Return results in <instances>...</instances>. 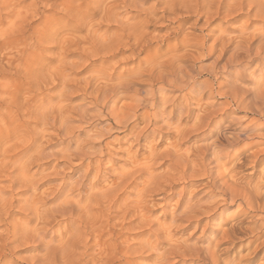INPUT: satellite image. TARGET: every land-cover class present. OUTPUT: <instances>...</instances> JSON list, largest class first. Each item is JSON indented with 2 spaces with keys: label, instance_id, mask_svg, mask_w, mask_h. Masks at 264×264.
Returning a JSON list of instances; mask_svg holds the SVG:
<instances>
[{
  "label": "bare ground",
  "instance_id": "obj_1",
  "mask_svg": "<svg viewBox=\"0 0 264 264\" xmlns=\"http://www.w3.org/2000/svg\"><path fill=\"white\" fill-rule=\"evenodd\" d=\"M128 1L130 2L125 3L124 6L125 11L134 9L137 13L134 18H138L141 12L146 13V24L154 20L156 22L168 20L171 23H177V28H174L170 35L175 40L182 33L180 31L182 22L193 17H195L193 27L196 28H199V22L202 21V18L206 19L204 26L207 27V33L192 39L188 38L191 33L187 31L188 34L184 36L181 43L168 44L171 56L164 60L166 54L162 55L159 54L160 52L153 51V39L150 38V33L146 29H140L136 24L137 22L129 24V20L124 21V18L121 22L120 15L122 14L115 13L113 9L109 10L107 17L120 26L118 28L121 33L118 30L109 35L110 30L105 29L106 31L104 30L105 32L100 34V30L96 28L95 35L93 36L91 33L92 35L89 37L92 45L97 44L95 46L99 48L106 47L109 54H112V59L121 55L123 60L128 61V63L132 62L134 67L122 72H117L115 69V72L108 77L105 74L106 82L116 79L117 83L112 82L113 85L110 84L104 88L101 87V84H98V87H96L97 85L93 86V76L91 80L88 79V82L83 81L86 85L83 83L85 87L81 91L85 99H90L91 104L96 108L100 106L102 110L98 108L97 113L92 114L89 108L84 105L73 107L72 110L68 108L72 117L62 110L60 117H53L46 112L41 114L38 120L41 131L34 135L30 134V137H32L31 140L34 145V142L46 138V126L57 128L60 132H67L71 128L73 118L89 123L97 116L100 115L101 117L104 114L103 109L109 108V105L116 103L117 99L121 97L131 95L130 98H133L135 104L128 107L122 116H117L111 107L108 113V121L113 120L115 124L109 125L108 131L102 130L103 133L101 134L96 132L97 134H93V136L89 135L88 140L74 146L68 144L65 149L62 146L61 153L63 150L65 151L62 156L69 162L75 160L79 163L74 178H71V181L70 179L66 181L63 178V184L57 185L60 189L52 199L51 207H48L46 211L41 209L45 208V204L39 206V201L32 204L28 199L25 204L27 206L25 211L33 212L32 217L28 219L26 225L24 224L23 231L19 232V228L16 229L15 227L12 236L16 239L18 233H21L25 239L38 241L41 246L40 255L26 264H133L132 261L136 255L143 256L145 254L148 258L154 259L153 264H173L172 262L177 259L184 261V264H188L185 263L188 260L194 261V264H242L237 261V257L233 254L237 246L246 240H249L250 246L255 244L264 232V167H262L264 165V148L256 152L252 151L256 146H264V134L262 133L264 130V29H256L252 33V30L244 25L239 31V35L233 38L229 37L227 30H217V32L215 27L212 28V25L224 18H237L247 15L249 18L253 16L259 21L261 19L260 27L264 26V0H153L149 10L144 8L147 0ZM158 4L162 6L160 8L162 16L159 17H157ZM98 14L102 15L101 13ZM48 17L50 16H47V20ZM127 18L129 19V16ZM83 19L85 20V17ZM49 22L51 21L49 20ZM53 22L55 20L50 24ZM21 24L23 23L20 22ZM44 25L45 23H43ZM21 28H23L22 25ZM40 30L42 29L40 28ZM42 32L40 31L39 34ZM51 34L54 35L55 33L52 32ZM47 36L49 37V35ZM15 39L10 38L8 43H12ZM16 42L18 43V41ZM121 47L127 48V50L124 51L125 49L122 50ZM180 51L184 52L181 56L179 55ZM35 52H33L35 54L33 57H36ZM126 53L129 55L125 56ZM142 54H146L143 59L140 58ZM79 55L78 59L81 61L84 56ZM186 57L192 62L191 65L188 63L190 66L182 61ZM201 58H213V62L209 67H196L197 61ZM80 61L77 60L74 63L70 61L73 63L71 66L73 65L75 69L78 68ZM27 63L26 61V65ZM24 66L23 63L21 69ZM55 72L54 74H56ZM99 74L101 75L102 72ZM63 76V80L66 81L68 75ZM205 76L210 77V79L200 81ZM222 76L226 77L225 83L219 82V78ZM248 76L252 81L247 79ZM69 79L67 78V80ZM95 79L100 81L98 83H102L103 76H95ZM141 83H145L146 86L144 95L134 87V85H141ZM248 84H251L252 87H248ZM80 86L82 85L80 84ZM67 87L68 85L63 88L62 93L68 90ZM92 87L94 88L91 89ZM175 92L180 94L171 96V93ZM218 96L227 100L225 105L229 107L227 108L229 110H225V107L214 109L215 103H212L210 99ZM205 98H207V103H202ZM191 102L196 103V108L191 106ZM232 108L245 115L240 118L230 117L229 111ZM51 110L53 111V109ZM195 110H198L200 114H197L194 119ZM141 122L146 123V126L135 136L136 142L140 143L144 137L146 138V132L172 131L177 138L172 149H167L160 154L153 152L149 157L153 163L151 166H148L150 162L147 161L145 163L147 166L144 168L138 167L136 169L133 167L134 170L132 168V171L121 174L116 181L103 189L104 191L100 190L94 193L98 190L96 188L100 179L95 180L98 176H95V181L91 179L93 171L100 175L101 161L97 155L102 157L111 151L113 145L118 144V139H111L112 131L122 130L128 135H132ZM208 130L211 132L201 139L202 145L197 146L192 153L188 151L182 153L181 142L183 140H187L193 134L196 136ZM70 133L68 131L65 134L68 136ZM47 158L46 149L44 147L38 148L32 157H29L27 161L25 159L22 166H18L20 179L23 180L18 182L22 184V187H29L30 185L26 183H33L31 180L34 177L28 178L29 167ZM162 158H168L172 164L179 167L174 175L164 181H160L152 171L153 167L158 164V160ZM4 159L8 160V156L4 155ZM7 166L0 170V174L7 171ZM38 167L41 168L40 165ZM221 168L224 169L223 172H220ZM248 168L251 172L246 176L245 170ZM36 173H39L38 170ZM145 174L147 179L139 183ZM6 177L9 178L12 187L17 186L15 184L19 176L16 175V178L11 172H7ZM198 177H205L208 180L209 192L203 199L196 200L191 196L184 204L178 206V203L170 215V221L165 224L167 228H164L162 221L158 219L159 217L153 219L154 215L151 214L147 206V199L151 194L159 193L168 188L173 190L175 182ZM254 177H258V179ZM4 191L0 189V210L7 208L8 196ZM127 191L135 193V200L123 199L128 193ZM183 193L184 189L182 188L181 192L178 193L180 201L184 198ZM231 207H236L237 213L233 217L227 216L224 219V214L228 212L226 210ZM60 221H64L62 227ZM31 223L34 224L32 227H30ZM179 223L177 228L181 224L184 226L182 228L192 227L195 234V231L201 229L203 236L192 238L193 241L190 237L185 242L174 241L171 234L166 231ZM56 225L59 227L58 230H54ZM221 226H227V228ZM133 231L138 232L132 234ZM218 237L220 238L218 239ZM165 242L168 247L164 248ZM263 250L264 241L256 246L252 254H257ZM178 262L180 261H176L175 264H179Z\"/></svg>",
  "mask_w": 264,
  "mask_h": 264
},
{
  "label": "rangeland",
  "instance_id": "obj_2",
  "mask_svg": "<svg viewBox=\"0 0 264 264\" xmlns=\"http://www.w3.org/2000/svg\"><path fill=\"white\" fill-rule=\"evenodd\" d=\"M122 2H124V0L123 1L122 0H113V1L112 0H65V1L63 0V3L62 0H12V1L1 0L0 1V19H1L0 20V170H3L4 169L3 167L8 165L7 171L4 170L5 172H3V174L2 173L0 174V189L3 191L4 189H6L4 192L7 193L8 196L7 208L0 210V214H1L0 215V253H1L0 264H26L31 259L40 255L41 246L38 241L25 239L23 237L24 235L21 233H18L19 235L16 236L17 237L16 240L12 236V231L15 229V227L16 229L19 228L18 229V231L20 230L19 232L23 231L22 228L24 224L26 225L28 219L32 217L31 214L33 212L29 213V211L28 212L25 211V208H27L25 204L28 199L30 202H32V204L35 201L36 202L39 201L38 202L40 203L39 206L41 204H45L44 205L45 208H41V209L43 211H46L48 207H51L52 199L55 197V195L58 193V190L60 189V187L58 188L57 185L63 184V178H65L66 181H68L69 179L71 181L74 178V174L79 163L78 161L75 160L72 162L67 161L62 156L65 152L63 150V152L61 153L62 146L64 147L63 149H65L68 144L71 145L73 144L72 146H74L75 144H79L85 140H88L89 135L93 136V134L94 135L97 133L101 134L103 133V131L104 132L108 131L110 127L109 125L115 124L113 120H111L110 122L108 121V117H109L108 113L111 107L115 110L117 116L118 115L122 116L128 107L135 104L133 98H130L131 95L126 97H121L120 99H117L118 101L116 103L109 105L108 106L109 108L103 109L104 114H102L101 117L99 115L94 120L89 121V123H84L76 118H73V122L71 123V128L68 130L69 132H71L70 133L71 135L70 134H68V136L66 135L68 131L60 132L57 128L54 129V128H49V126H46L45 128L47 129L46 130L47 136L44 140L36 141L34 142L33 145V142L31 140L32 137H30V134L34 135L35 133L37 134L38 132L41 131L40 130L41 126H39L40 122L38 120L40 119L41 114H44L46 112L53 117L56 116L60 117V112L62 110L64 112H67L68 116H70L71 114L69 113L70 112L69 110H72L73 107H79L84 105L85 107L89 108L90 113L92 114L97 113L98 108L101 109V107L99 106L98 108H96V106L90 103V99H85L81 91V89H83V87H85L86 85L85 82L83 81L85 80L86 82H88V79L91 80V77L93 76L92 77V80L94 81L93 86L95 87L97 85L96 87H98V84H101L102 85L101 87L104 88L109 86L110 84L113 85V83L114 84L117 83L116 79H114L111 82L108 81L106 82L105 74L108 77L109 75H112L115 71L122 72L125 69L134 67V64L132 62L128 63V61L123 60L124 58L121 55L116 59L115 58L112 59L111 58L112 54H109V50L106 47L99 48L98 46H95L97 44L92 45L93 43L89 37H91L92 34L93 36L95 35V32L97 30L96 28L100 30L99 32L100 34L104 33L107 29H109L111 32L108 33L109 35H111L112 33H116L115 31L118 30L121 33L120 29L118 28L120 26L116 24L115 21L113 22L109 17H107V15L109 14V10L113 9L115 13L122 14L120 15L121 22H123L122 19L124 18L123 19L124 21L129 20L128 22L129 24H135L137 22L136 24L140 29H144V30L146 29V31L150 33V38L153 39V46H152L153 51L160 52L159 54L162 55L166 54L164 60L168 59L171 56V53H169L170 48L168 47V44L176 45L181 43V40L184 39V36L188 34L187 31L191 33V36L188 35L189 36L188 38H192V39H195L196 37H200L203 34L207 33V27L204 26L206 19L202 18V21L199 22V26H198L199 28H196L193 27V24L195 22V17H193L190 20H184L182 22V27H180L181 28L180 31L182 33L175 40L174 37H171L170 35L173 29L177 28L178 26L177 23L173 22L174 23L173 24L168 20H161L160 22H156L154 20L153 22L146 24L147 23L145 22L146 13L141 12L138 18L136 17L134 18V16L137 14L134 11V9L133 10L130 9L129 11H125L124 9L125 3L128 4V2L130 1L127 0L124 3ZM153 2H154L153 0H147V3L145 4L144 8L149 10ZM51 7L54 9L52 10ZM157 7H158L157 17H159L161 15L160 8L162 6L158 4ZM91 10L94 11L91 12ZM95 10L97 11V13ZM98 13H101L102 15H99ZM141 14L143 15L141 16ZM47 16H50L48 17L49 18L48 20H47ZM127 16H129V19L127 18ZM84 17L85 20L83 19ZM49 20L51 22L48 23ZM54 20L55 22H53V24H50ZM260 21L259 19L253 16L252 18H249L247 17V15L245 16L242 15V16H238L237 18L233 17V18H227V19L224 18L223 20L222 19L218 20L212 25L213 26L212 28L215 27L214 29L216 31L225 29L227 30L229 37L234 38L239 35V31L244 25L248 26L249 30H252L251 31L252 33H254L256 29H260V28L264 29V26L260 27V25L262 24ZM20 22L23 23L21 24L23 28H21ZM83 22L84 23L89 22V23L84 24ZM43 23H45L44 26ZM40 28L42 30L45 29L46 30L42 32ZM51 28L53 29L51 30ZM130 28H132L131 25ZM19 31L22 33H20ZM40 31L42 32L41 34H39ZM52 32L55 33L54 34L55 36L51 34ZM15 33H18L19 36H16L18 34ZM43 34L46 35L44 36ZM50 34L52 35L53 38L50 36ZM47 35H49V37ZM47 37L48 38L51 37V38L48 40ZM169 37L170 39L168 40ZM10 38L12 40L13 39L15 40L12 43H8ZM16 41H18V43ZM86 42H88L89 44H87ZM19 48H21V50H18ZM121 48L122 50L125 49L124 51L127 50V48L124 47ZM89 49L90 51H88ZM32 50L33 52L36 51L35 52L36 57H33L35 54L32 52ZM17 51L20 53H18ZM27 52L31 57L28 55ZM78 54H80L79 56H84L81 61L78 59ZM183 54H184L183 51L179 52L180 56ZM128 55L129 53H126L125 56ZM145 55L146 54H142L140 58L143 59ZM16 57L17 59H15ZM213 58H208V59L201 58L200 60L197 61L196 67H201V66L209 67L213 62ZM188 59L189 58L186 57L182 59V61L187 66H190L191 65L190 63L192 62L191 60ZM77 60L80 61L79 67L75 69V67L73 65L71 66V64H73ZM26 61L28 62L27 65H26ZM70 61H72L73 63ZM14 62L15 64L18 62L19 63L15 65ZM23 63L25 66L21 69ZM61 63H63L65 66ZM30 69L32 70V72ZM54 72L56 74H54ZM99 72H102V74L100 75ZM64 73L68 75L66 77V81H64L62 78L64 77L63 75H65ZM95 76H103V80H101L102 83H98L100 81H97L95 79ZM71 77L74 79L73 81ZM67 78L70 79L67 80ZM205 79H210V77L205 76V78L203 77L202 79H200V81L201 80L203 81ZM247 79L249 81H252L249 76L247 77ZM219 80H220L219 82L225 83L226 77L222 76L219 78ZM83 83L85 85H83ZM80 84L82 86H80ZM138 84L134 85V87L136 88V90L142 93V95H144L143 92L144 90H146L145 83H141V85ZM66 85H68L67 87L68 90L65 91L66 93L65 92L62 93V90ZM94 87H92L91 89H93ZM248 87L251 88L252 85L248 84ZM68 91L70 92V94ZM179 94L180 93L175 92V93H171V96H177ZM205 99L202 103H207V98ZM224 99L225 98H220L218 96L210 99V101H212V103H215L214 109L225 107L224 109L226 110L229 107L225 105V102L227 100ZM191 106L196 108V103L193 104V102H191ZM51 109H53V111ZM170 109L171 108L169 107V110ZM229 112H230L229 114L230 117L240 118L245 115L240 111L239 112L236 111L235 108H232ZM197 114L200 113L198 112V110H195L193 114L194 119ZM70 117H72V115ZM145 126L146 123L141 122L139 126L134 130V133L132 135L131 134L128 135V133H124L122 130L112 131L113 136L111 137V139L114 138L118 139V144H116L115 146L113 145L112 148L110 149L111 151L109 153L105 152L106 154L102 155V157L100 155H97V158L98 159L100 158L101 161L100 169H102L103 171L99 169L100 175L96 174L97 173L96 171L95 173L94 171L92 172L91 175L92 181L95 179V176H98V178L95 179L96 181L100 178L99 185L96 188L98 190L94 191V193L107 188L114 181H116L117 177H119L121 174L128 171H132L133 167L136 169H138V167L144 168V166H147V164H145L147 161L150 162L148 166H151L153 163L149 157L150 154H153V152L156 154L157 153L160 154L165 152L167 149L168 150L172 149V146L177 141V138L175 137L172 131L169 132L165 130L156 133L146 132V138L144 137L140 143L136 142L135 136L138 135L139 132L143 130ZM210 132L211 130H208L203 132L202 134L201 133L197 134L196 136L193 134L191 135L192 137L190 136L187 140L185 141L183 140V142H181L182 153H184L185 151L192 153V151L197 146L203 144L201 139L204 138L205 136H208ZM262 133L264 134V130ZM70 140H72L71 143H69ZM33 146L34 148H32ZM43 147L46 149L48 158L43 159L38 164L36 163L29 167L30 171L28 173L29 174L28 178L33 176L34 178L32 179L34 181L31 180L33 182L32 184L26 183L30 185L29 187L26 186L22 187L21 186L22 184H20L19 182L23 180L20 179L21 177L18 166L19 167L22 166L23 163H25L24 162L25 159L27 161L29 157H32L35 154L36 149L38 148L41 149ZM263 148L264 146H256L252 149V151L256 152ZM4 155L8 156V160L4 159ZM7 161L9 162V164ZM157 163L158 164L153 167L152 171L153 174L160 179V181L168 180L172 175H174L179 170V167L176 164L175 165L172 164V162L168 158L159 159ZM39 165L41 166L40 169L38 167ZM262 167H264V165ZM221 169L222 170H220V172H223L224 169L223 168ZM37 170L39 173H36ZM7 172H11L12 175L15 177L16 175L17 177L19 176L18 177L19 179L15 184L17 185L16 187L15 186L12 187L9 178L6 177ZM250 172H251L250 168L245 170L246 176H248ZM254 178L258 179V177H254ZM146 179H147V175L145 174L140 179L139 183H142ZM207 183L208 180L205 177L191 178L190 180L175 182L173 184L174 185L173 190H170L168 188L162 190L159 193L151 194L147 199L148 201L147 206L151 214L154 215L153 219H155V217L156 218L159 217L158 219L162 221L161 223L164 225V228L165 227L167 228V225L165 224H168V222L170 221V215L173 209L176 207V205L178 203H179L178 206L180 204H184V202H186L187 199L191 198V196L194 197V199L196 200L203 199L204 196L207 194V192H209V187ZM182 188L184 189V193H183L184 198L182 201H180L178 193L179 191L181 192ZM127 192L129 194L126 193L123 199L135 200V193L132 191H127ZM31 199L34 201H32ZM226 211L228 212L224 214V219H226L227 216L233 217L238 210L236 207H231ZM60 224L62 227L64 225V221H60ZM33 225L34 224L31 223L30 227H32ZM179 225L180 223L176 226H173L170 230L166 231L167 233L171 234L174 241L185 242L186 240H188V237L194 239L196 237L200 238L203 236L201 229L195 231L196 232L195 234L192 231L193 229L192 227L182 228L184 226L181 224V226L177 228ZM157 226L156 228H159ZM54 227H55L54 230L59 229L57 225ZM221 227H224L225 229L227 228V226H221ZM137 232L138 231H133L132 234H135ZM219 238L220 237H218V239ZM193 239L191 241H193ZM262 241H264V232L263 234H261L260 240H258L255 244L251 246L249 244V240H246V242H242L241 244H239L235 250L236 253L235 252L233 253L234 256L237 257V261H240L242 264H247V263L264 264V250L257 254H252L256 246ZM165 245L164 248L168 247V244L166 242ZM221 249H224V247H221ZM176 261H180L178 262L179 264H184V261L182 262V260L180 259L179 260L177 259ZM176 261H173L172 263L175 264ZM191 261L192 260H188L185 263L194 264V261L193 262ZM132 263L153 264L154 259L148 258L147 254L143 256L136 255Z\"/></svg>",
  "mask_w": 264,
  "mask_h": 264
}]
</instances>
